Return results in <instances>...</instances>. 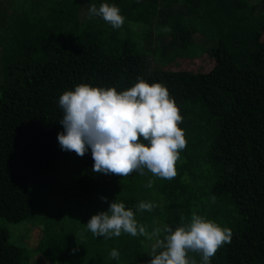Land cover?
Listing matches in <instances>:
<instances>
[{"label":"trees","instance_id":"16d2710c","mask_svg":"<svg viewBox=\"0 0 264 264\" xmlns=\"http://www.w3.org/2000/svg\"><path fill=\"white\" fill-rule=\"evenodd\" d=\"M102 3L120 9L119 29L88 18ZM203 60L209 71L195 67ZM138 78L165 86L182 117L186 147L170 180L94 173L90 152L57 141L63 92H120ZM114 201L161 238L194 215L230 229L211 264H264V0H0V218L40 221L33 251L52 263L148 264L155 238L87 230ZM29 260L0 227V264Z\"/></svg>","mask_w":264,"mask_h":264},{"label":"clouds","instance_id":"9594fccd","mask_svg":"<svg viewBox=\"0 0 264 264\" xmlns=\"http://www.w3.org/2000/svg\"><path fill=\"white\" fill-rule=\"evenodd\" d=\"M99 17L113 29L124 23L120 9L114 4H95L88 9V18ZM169 29L165 28V31ZM62 110L57 134L61 151L83 157L91 154L92 171L103 175L125 177L132 172L143 175L145 170L157 178L172 179L180 151L186 147L182 121L174 100L160 83L149 85L139 79L130 89L79 84L60 95ZM152 186V181L148 182ZM102 200L107 202L106 198ZM153 204L140 202L137 211H152ZM86 228L94 237H119L122 233L155 238L148 264H197L188 257L198 253L199 264H211L217 250L231 241V230L194 215L191 222L173 230L168 226L153 229L151 235L138 224L131 209L122 202H112L107 211L92 215ZM110 258L119 261L120 253L112 249Z\"/></svg>","mask_w":264,"mask_h":264},{"label":"rangeland","instance_id":"374dc122","mask_svg":"<svg viewBox=\"0 0 264 264\" xmlns=\"http://www.w3.org/2000/svg\"><path fill=\"white\" fill-rule=\"evenodd\" d=\"M251 4H254L259 0H249ZM199 44L200 42L197 41ZM200 46H203L200 43ZM198 71L206 72L211 69L209 62L199 61L198 64H194ZM181 69L191 70V66L182 65ZM40 221L24 222L19 225L8 224L5 220L0 218V227H5L10 233V241L26 250V253L30 255L28 264H62L61 262H49L43 255L34 253L33 249L38 245L40 240Z\"/></svg>","mask_w":264,"mask_h":264}]
</instances>
